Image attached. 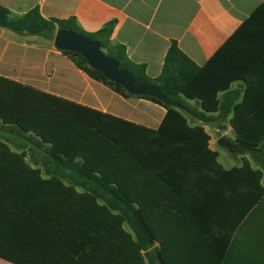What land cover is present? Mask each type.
<instances>
[{
  "label": "trees",
  "instance_id": "1",
  "mask_svg": "<svg viewBox=\"0 0 264 264\" xmlns=\"http://www.w3.org/2000/svg\"><path fill=\"white\" fill-rule=\"evenodd\" d=\"M114 26L87 33L75 18L46 19L39 7L12 17L0 5V27L17 34L53 40L71 29L99 40L138 84H158L190 117L220 129L230 122L236 142L259 162L245 158L224 168L203 127L153 97L137 96L167 110L156 131L0 78V120L22 141L0 136V257L14 264H221L222 252L205 257V249L216 248L226 221L244 219L264 198V100L238 103L225 68L213 67L215 59L197 66L175 42L151 79L124 46L112 44ZM62 53L92 79L133 97L82 55ZM185 99L203 111L187 108ZM29 151L41 160L27 161ZM198 171L217 176L200 200L179 193L173 179Z\"/></svg>",
  "mask_w": 264,
  "mask_h": 264
},
{
  "label": "crops",
  "instance_id": "2",
  "mask_svg": "<svg viewBox=\"0 0 264 264\" xmlns=\"http://www.w3.org/2000/svg\"><path fill=\"white\" fill-rule=\"evenodd\" d=\"M0 5L12 17L39 7L46 19L75 18L87 33L114 22L112 44L124 46L129 60L144 65L151 79L161 74L166 54L175 42L197 66L204 67L215 59L213 67L225 68L226 81L231 84L228 92L237 97L238 103L264 100V0H0ZM0 78L153 131L159 129L167 113L159 104L137 96L123 97L92 79L54 46V39L17 34L1 27ZM184 105L203 111L197 100L185 99ZM180 107L190 126L199 125L210 136L209 149L219 153L224 168L240 167L245 158L256 167L248 154L227 156L221 161L226 150L219 139L236 142L230 122L220 129L217 124L190 117ZM228 130L234 137L226 133ZM0 136L10 138L13 144L22 143L2 120ZM40 160L41 156L28 152L27 161ZM216 177L211 171H198L177 174L173 179L179 193L200 200V196L214 191ZM212 245L216 248H206L203 256L218 257L222 252L221 264H264V198L244 219L226 221L221 241ZM0 264L14 263L0 257Z\"/></svg>",
  "mask_w": 264,
  "mask_h": 264
},
{
  "label": "water",
  "instance_id": "3",
  "mask_svg": "<svg viewBox=\"0 0 264 264\" xmlns=\"http://www.w3.org/2000/svg\"><path fill=\"white\" fill-rule=\"evenodd\" d=\"M54 46L60 51H68L82 55L89 66L100 72L110 81L120 84L129 94L133 96L153 97L167 106L181 108L180 105L165 96L161 88L156 83L138 84L137 79L127 68L121 67L120 62L103 51L99 40L90 39L73 30H58L54 36ZM219 145L230 154H248L253 162H259L256 152L232 141L229 138L221 137Z\"/></svg>",
  "mask_w": 264,
  "mask_h": 264
},
{
  "label": "rangeland",
  "instance_id": "4",
  "mask_svg": "<svg viewBox=\"0 0 264 264\" xmlns=\"http://www.w3.org/2000/svg\"><path fill=\"white\" fill-rule=\"evenodd\" d=\"M226 133L229 134L230 136L234 137V133H233V131L228 130ZM226 151H227V150H226ZM226 151H223V152H222V160H221V161H224L223 158H226V159H227V156H228V157L241 156V155L230 154L228 151H227V153H226ZM237 158H238V157H237Z\"/></svg>",
  "mask_w": 264,
  "mask_h": 264
}]
</instances>
